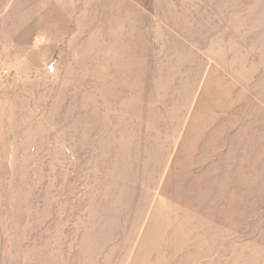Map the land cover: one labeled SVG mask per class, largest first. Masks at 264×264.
Masks as SVG:
<instances>
[{
    "label": "rangeland",
    "instance_id": "rangeland-1",
    "mask_svg": "<svg viewBox=\"0 0 264 264\" xmlns=\"http://www.w3.org/2000/svg\"><path fill=\"white\" fill-rule=\"evenodd\" d=\"M0 264H264V0H0Z\"/></svg>",
    "mask_w": 264,
    "mask_h": 264
}]
</instances>
